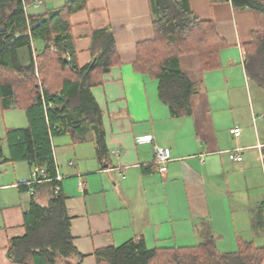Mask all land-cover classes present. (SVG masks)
Returning <instances> with one entry per match:
<instances>
[{
    "label": "crops",
    "instance_id": "crops-1",
    "mask_svg": "<svg viewBox=\"0 0 264 264\" xmlns=\"http://www.w3.org/2000/svg\"><path fill=\"white\" fill-rule=\"evenodd\" d=\"M66 1L41 0L40 11ZM189 3L199 17L214 21L226 45L216 68L204 69L197 53L180 56L181 69L197 84L190 113L181 116L159 96L158 80L134 66L138 42L153 36L148 0H86L70 15L81 65L93 60L94 30L105 27L113 32L119 61L92 87L103 110V158L92 140L74 144L68 135L69 141L53 142L77 249L65 264H97V248L131 238L143 237L148 246L193 245L202 239V221L222 252L236 251L240 240L264 246V89L244 66L258 16L231 0ZM155 144L170 149L165 175L155 162ZM231 150L243 159H230ZM31 171L26 161L0 158V264H18L9 241L25 232L30 198L22 184Z\"/></svg>",
    "mask_w": 264,
    "mask_h": 264
},
{
    "label": "trees",
    "instance_id": "trees-1",
    "mask_svg": "<svg viewBox=\"0 0 264 264\" xmlns=\"http://www.w3.org/2000/svg\"><path fill=\"white\" fill-rule=\"evenodd\" d=\"M148 1L153 36L138 42L134 66L158 80L159 96L172 114H189L197 84L181 69L180 56L197 53L204 69L216 68L226 41L214 21L199 17L189 0ZM231 1L257 13L259 28L245 45L244 66L247 76L264 89V0ZM38 3L0 0V103L4 109H23L28 119L24 126L5 129L0 158L25 160L31 170L39 168L38 181L22 184L30 198L24 209L25 232L9 241V255L18 264H58L59 258L77 252L66 195L57 178L53 139L69 135L74 144L92 140L103 158V110L92 87L101 84L103 74L119 61L113 32L105 27L92 34L93 60L78 62L70 15L84 8L86 0L28 10ZM23 48L27 54L22 55ZM200 231L202 239L193 245L148 246L139 237L97 248L94 256L97 264H263L264 246L240 240L236 251L222 252L206 221Z\"/></svg>",
    "mask_w": 264,
    "mask_h": 264
},
{
    "label": "rangeland",
    "instance_id": "rangeland-1",
    "mask_svg": "<svg viewBox=\"0 0 264 264\" xmlns=\"http://www.w3.org/2000/svg\"><path fill=\"white\" fill-rule=\"evenodd\" d=\"M39 3L36 6H29L28 10L29 11H40L43 10L45 8V6L43 4H41V0H38ZM24 53L27 54V50L25 48H23L22 51V55H24ZM24 124H27V119H26V115L23 109L21 108H7L4 109L1 106L0 103V137L4 136L5 133V129L10 126V125H16V126H23ZM54 144H57L59 141H63L64 139L69 141L70 138L68 135H61L58 137H54ZM2 148L5 152H7V143L2 140ZM89 145H92L89 144ZM23 163L25 162V160H22ZM22 163V162H21ZM58 264H65L64 258H59L58 260Z\"/></svg>",
    "mask_w": 264,
    "mask_h": 264
},
{
    "label": "built area",
    "instance_id": "built-area-1",
    "mask_svg": "<svg viewBox=\"0 0 264 264\" xmlns=\"http://www.w3.org/2000/svg\"><path fill=\"white\" fill-rule=\"evenodd\" d=\"M245 53L246 52L244 50V54ZM262 116L264 118V114ZM232 131L235 134H238L240 132V127L239 126H236V127H234L232 129ZM150 137L152 139V136H150ZM154 157H155V162L158 164V168H159L160 173L162 175H165L166 172H167V169H168L167 163L171 159L169 147L155 144L154 145ZM229 157H230V159L236 160V161H240V160L243 159L241 153L239 151H237V150H235V151L234 150H231L230 153H229ZM38 172H39V168L38 167H34L32 169L30 181H28L29 184H32V183L38 181ZM57 189H59L58 186H57ZM33 191L34 190L31 187L30 188V192L32 193Z\"/></svg>",
    "mask_w": 264,
    "mask_h": 264
}]
</instances>
